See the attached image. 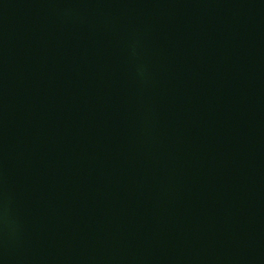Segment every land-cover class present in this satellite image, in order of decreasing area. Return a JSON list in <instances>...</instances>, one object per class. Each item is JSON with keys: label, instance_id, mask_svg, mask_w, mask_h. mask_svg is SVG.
I'll return each instance as SVG.
<instances>
[{"label": "water", "instance_id": "95a60500", "mask_svg": "<svg viewBox=\"0 0 264 264\" xmlns=\"http://www.w3.org/2000/svg\"><path fill=\"white\" fill-rule=\"evenodd\" d=\"M0 264H264V0H0Z\"/></svg>", "mask_w": 264, "mask_h": 264}]
</instances>
